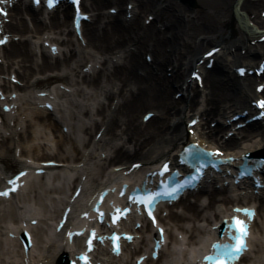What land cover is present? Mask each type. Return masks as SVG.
I'll list each match as a JSON object with an SVG mask.
<instances>
[{"label":"bare ground","instance_id":"6f19581e","mask_svg":"<svg viewBox=\"0 0 264 264\" xmlns=\"http://www.w3.org/2000/svg\"><path fill=\"white\" fill-rule=\"evenodd\" d=\"M199 1L201 5L193 12L173 0L84 2L83 11L91 15V20L83 25L82 38L104 56L100 63L97 59L85 61L80 55L66 11L50 13L47 20H43L41 11L32 10L26 0H18L9 10L6 16L9 21L2 27L3 34H9L10 41L0 50L4 51L0 63V91L5 95L17 93L21 105L15 110L13 120L11 115L0 110V168L3 169H0V185L14 168L27 170V176L38 178L34 171L41 169L40 163L52 161L59 164L58 168L51 169L56 171L51 186L45 188L41 185L38 189L30 186L27 196V202L33 201L46 216L42 215L43 219L35 228L37 246L47 236V222H57L72 203L71 195L77 188H80V197L90 196L120 175L112 172L114 167L125 168L128 164L125 168L128 169L135 163L140 164L135 173H145L161 160H174L183 138L187 141L193 139L188 135L186 125L182 127V116L188 117L185 124L193 118L198 120L193 128L197 141L210 148H219L225 154L237 157L264 145V121L234 131L231 137H227V132L232 131L234 124L225 122L230 113L246 108L255 98H264V88L260 93L254 92L255 84L264 85V74L240 79L231 71L235 65L236 68L246 66L251 69L264 55V42L259 43L258 35L251 29L252 26L264 29V16L259 12L262 0H239L238 10L245 17L243 19L237 13V26L232 25L237 0ZM127 4H131L129 9ZM109 9H117V12L112 15ZM148 17H152V21L144 25L143 21ZM15 36H18L17 42L13 41ZM33 38L34 46L31 43ZM44 42L56 45L61 51L51 56L44 48ZM207 45L218 47L219 55L210 70L202 69L203 90H199L196 82L187 80L186 76L192 69L200 68L196 62L201 49ZM35 47L40 52L39 61L34 58ZM146 55L150 57L149 61H146ZM72 74L80 77V81H75L80 82L76 83V89L85 84L91 91V99L97 103L94 115L90 114L88 107L82 111L86 122L80 126L63 116L54 118L51 111L38 107L53 101L38 104L40 99L35 94L45 92L43 84L52 81L67 83ZM10 77L22 84H11ZM40 86L42 88L34 93L33 89ZM176 93H180L177 98ZM64 94L63 91L58 98L62 99ZM77 94L83 97L82 89ZM54 103L52 105L59 107ZM140 111H144L140 117L147 112L153 113V117L142 123L137 118ZM212 122L214 127L209 125ZM62 127L68 131L63 133ZM97 133L100 138L95 140ZM15 148L19 150L18 156L28 158L36 167L31 168L23 159L10 155ZM90 162L95 168L89 171ZM64 168L67 170L63 171ZM69 172H76L73 179ZM60 179V187L55 186ZM83 179H86L85 185ZM224 181L228 184L224 185ZM237 189L227 177L220 180L207 177L196 191L172 204V208L180 206V212L169 208L165 218L159 217V221L167 226L168 244L156 261L148 258L143 264H190L193 261L190 254L194 253L197 244L212 238L209 228L232 206L249 204L255 205L257 212L249 240V247L253 250L241 261L264 257V193L245 197L230 192ZM67 191L70 195L65 197ZM204 196L207 202L203 205ZM69 216L70 219L71 213ZM200 222L206 226L201 227ZM175 228L187 236L185 243L178 242L173 231ZM12 229L13 232H9L16 233L15 227ZM136 233L140 239L127 245L123 256L114 259L105 253L97 256L98 260L102 261L104 255L109 264H131L147 251L152 229L146 223ZM255 233L259 238L254 237ZM4 240L6 245L13 244L12 240ZM56 247L54 243L45 245L44 252L32 263L54 264L60 255L69 254L68 248ZM10 253L0 251V264H5ZM12 254L24 260L19 250Z\"/></svg>","mask_w":264,"mask_h":264},{"label":"rangeland","instance_id":"374dc122","mask_svg":"<svg viewBox=\"0 0 264 264\" xmlns=\"http://www.w3.org/2000/svg\"><path fill=\"white\" fill-rule=\"evenodd\" d=\"M176 2V1H175ZM180 6H182V7H185L188 11H190V12H193V11H195L196 9H198V7L201 5V1H199V0H195V6L194 7H188V6H186V5H182L181 3H179V2H177ZM262 9V5L260 4L259 5V11ZM234 11V10H233ZM238 22H239V19H238V17H237V15L234 13L233 14V17H232V25L233 26H237V24H238ZM231 39H233V38H231ZM83 43H84V45L82 46V48H83V50H81L82 51V55L84 56V58L85 57H88V56H95V57H100V55H98L97 54V52L95 51V49L93 48V47H89V46H87V42H86V40H83ZM76 45H77V43H76ZM210 46V45H209ZM208 45L207 46H205V47H203L202 49H201V52L203 51V50H205L206 48H208L209 47ZM36 60L37 61H39L40 60V58H39V56H38V58H36ZM75 78V77H74ZM73 78H71L70 79V81H72V82H68V84H69V86H72V92H71V94H70V96L69 97H67V99L68 100H70L71 102H77V100H78V102H81L80 104H77V105H75V104H69V102L67 103L68 104V106H67V108H66V111H67V117H69V119H70V121L72 120V122L73 123H77L78 125H80V122L78 121V119H81L82 120V117H83V112H84V110H85V108H87V105L88 106H90L89 108H91V110H92V112L94 113L95 112V108H96V101L95 100H92L91 99V91L87 88V87H85L83 84L81 85V87H82V89H83V91H84V96L83 97H81V96H79L78 94H77V92H79L77 89L75 90V92L73 91L74 89H75V83H80V82H75V81H80V79L79 78H76L75 80H72ZM69 81V80H68ZM79 88V87H78ZM81 89V88H80ZM84 99V100H83ZM85 100H88V101H85ZM86 104L85 106L86 107H84V106H82V104ZM83 111V112H82ZM142 112H144V111H140L139 112V117H137L138 118V121H140V115L142 114ZM12 154V153H11ZM10 154V155H11ZM90 166H91V169H94L95 168V165L93 164V162H91V164H90ZM192 200V199H191ZM202 203H206V199L205 198H203V200L201 201ZM15 203H16V201H15ZM31 203H33V201H31ZM20 205V204H19ZM26 206H32V204H26V203H24L23 204V206L21 205V207L22 208H18V210H16V209H13V208H9L7 211H6V216H5V219L3 220V221H5V223H4V225H6V224H9V223H11V224H13L14 223V220H15V218L17 219L18 218V215H19V212L20 211H22V210H24L25 208H26ZM176 209H178V210H180V206H178V207H176ZM174 210H175V208H174ZM11 217H13V219H11L10 220V218ZM199 224H203V223H199ZM1 225H2V223H1ZM2 253H4V251L3 250H0ZM254 260H257V259H254ZM13 261V260H12ZM19 263V260L16 258V262H15V264H18Z\"/></svg>","mask_w":264,"mask_h":264},{"label":"snow or ice","instance_id":"6c2138e0","mask_svg":"<svg viewBox=\"0 0 264 264\" xmlns=\"http://www.w3.org/2000/svg\"><path fill=\"white\" fill-rule=\"evenodd\" d=\"M39 2V0H37ZM54 3V0H48L49 7H52ZM211 55V53H209ZM241 75L244 74V70H240ZM258 106L261 108H264V101L258 102ZM167 170V166H165V171ZM177 189H172V192H175ZM172 192L165 193L167 195H171ZM6 194V193H5ZM154 197H149L147 200L143 201L144 203L151 205ZM237 212H240L241 210L237 209ZM245 215H250L247 210H244ZM232 227L237 229L236 234L233 236V239L236 241V244L234 245L235 251L237 253L243 251L246 248V243H244V239L247 237V224L244 221H239L235 217L232 220ZM227 247V246H225ZM223 255L231 256V252H224Z\"/></svg>","mask_w":264,"mask_h":264}]
</instances>
